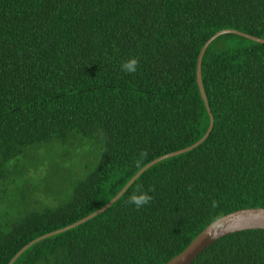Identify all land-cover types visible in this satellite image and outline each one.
Segmentation results:
<instances>
[{
	"label": "trees",
	"instance_id": "1",
	"mask_svg": "<svg viewBox=\"0 0 264 264\" xmlns=\"http://www.w3.org/2000/svg\"><path fill=\"white\" fill-rule=\"evenodd\" d=\"M221 29L264 39V0H0V264L203 135L195 60ZM132 56L137 72L124 73ZM200 77L212 127L198 145L150 165L104 211L11 264H163L219 216L264 207V43L217 36ZM73 135L97 145L95 163L64 182L56 172L67 158H45L31 182L25 172L43 166L36 150ZM138 186L155 189L139 211L127 203ZM190 264H264V229L221 236Z\"/></svg>",
	"mask_w": 264,
	"mask_h": 264
},
{
	"label": "water",
	"instance_id": "2",
	"mask_svg": "<svg viewBox=\"0 0 264 264\" xmlns=\"http://www.w3.org/2000/svg\"><path fill=\"white\" fill-rule=\"evenodd\" d=\"M231 33L236 34L239 36H242L244 38H247L249 40H252L257 43H264V39L251 36L245 33H242L240 31L234 30V29H221L209 36L204 43L201 45L197 56L195 60V68H194V78H195V84L197 86V90L199 93V96L202 100V103L204 105L205 111L207 113L208 117V124L205 129V132L203 135L195 142L190 144L189 146H186L184 148L168 152L166 154L160 155L149 162L145 163L125 184L124 186L112 197L110 198L104 205L99 207L98 209L94 210L93 212L81 217L80 219L74 221L73 223L66 225L65 227H62L60 229H57L55 231L43 234L37 238H34L33 240L26 243L23 247H21L13 256L12 258L7 262V264H11L15 258L30 244L33 242L44 238L46 236L58 233L60 231L72 228L87 219L91 218L92 216L104 211L113 201H115L128 187V185L139 175L140 172H142L144 169L149 167L150 165L154 164L155 162L162 160L164 158L180 154L182 152H185L191 148H194L196 145H198L209 133L212 127V115L210 113L208 104L206 102V98L204 95V91L202 88V82L200 77V64H201V58L202 54L207 47V45L217 36ZM247 229H264V207H250V208H240L233 211H230L226 214H223L219 216L218 218L212 220L210 223H208L206 226H204L195 236L194 238L176 255L171 257L169 260L164 262L163 264H190L191 261L196 257L198 253H200L208 244L213 242L215 239L236 232L240 230H247Z\"/></svg>",
	"mask_w": 264,
	"mask_h": 264
},
{
	"label": "rangeland",
	"instance_id": "3",
	"mask_svg": "<svg viewBox=\"0 0 264 264\" xmlns=\"http://www.w3.org/2000/svg\"><path fill=\"white\" fill-rule=\"evenodd\" d=\"M73 137V140L61 141L55 144L41 146L42 150L37 149L36 151L38 153L40 152L38 155L39 158L42 159L41 164L43 166L39 165L37 170L29 168L25 172L26 177L28 179L34 177L31 182H36L37 177H42L45 174V158H51L54 160L57 155L67 158V160H65L62 165L58 167L56 172L57 175H60L59 181L63 180L64 182H67L66 179L71 180L73 176H68L67 174L72 173V169L75 171L76 168L85 169L92 166L98 158L97 145L86 139L79 138L78 136L73 135ZM37 196L38 199L44 201L48 200L40 194H37Z\"/></svg>",
	"mask_w": 264,
	"mask_h": 264
},
{
	"label": "clouds",
	"instance_id": "4",
	"mask_svg": "<svg viewBox=\"0 0 264 264\" xmlns=\"http://www.w3.org/2000/svg\"><path fill=\"white\" fill-rule=\"evenodd\" d=\"M139 66V59L135 56L129 57L127 60L123 61L120 65L121 71L124 73L135 74ZM103 135V133H101ZM148 157L147 150H141L134 159V164L140 167ZM189 191H191V186H189ZM154 187H150L148 190H143L142 187L138 186L137 189L129 196L127 203L134 205L136 210L139 211L146 205H149L153 201V196L150 194L154 192ZM211 206L216 208L219 206V201L213 199L211 201Z\"/></svg>",
	"mask_w": 264,
	"mask_h": 264
}]
</instances>
